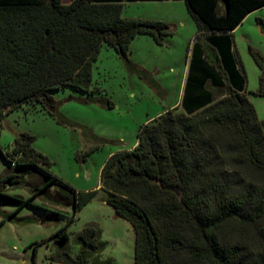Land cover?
Here are the masks:
<instances>
[{"label":"trees","instance_id":"1","mask_svg":"<svg viewBox=\"0 0 264 264\" xmlns=\"http://www.w3.org/2000/svg\"><path fill=\"white\" fill-rule=\"evenodd\" d=\"M162 1H182L211 44L228 42L219 48L217 66L193 45L184 112L170 110L141 125L135 145L105 161L99 190L132 228L133 264H264V120L247 97L239 57L229 53L231 33L264 0H0V129L7 113L24 106L68 125L50 93L97 92L92 69L103 46L139 72L129 59L132 41L145 35L161 46L173 30L163 21L125 18L123 5ZM249 53L259 71L252 94L264 99V58L251 48ZM196 59L205 66L199 76L192 74ZM90 100L113 108L109 99ZM34 140L21 134L1 156L14 169L39 171L46 181L24 200L4 193L7 183L20 181L18 174H7L0 179V207L15 203L47 211L33 200L57 184L64 204L80 211L96 191L77 193L52 174ZM54 237L59 249L51 260L57 264H114L94 260L104 244L93 226L75 238V256L64 248V229Z\"/></svg>","mask_w":264,"mask_h":264},{"label":"rangeland","instance_id":"2","mask_svg":"<svg viewBox=\"0 0 264 264\" xmlns=\"http://www.w3.org/2000/svg\"><path fill=\"white\" fill-rule=\"evenodd\" d=\"M122 16L130 19H173L185 23L167 43L168 47H155L153 40L139 36L130 45L129 59L139 72L131 71L115 52L103 46L93 64L92 95L75 92L70 88L51 92L57 111L69 124H59L40 108L28 106L7 113L1 123L0 150H8L21 134L34 137L33 149L45 156L50 172L71 186L77 193L96 191L91 201L80 211L68 207L59 185L36 196L32 207L18 209V204L0 207V264H57L51 260L59 243L54 235L64 229L68 241L64 248L72 256L79 251L77 235L87 226H93L104 244L103 252L94 260L114 264H133L134 234L131 226L116 217L106 204V194L99 190L100 171L107 158L130 149L136 143L138 128L157 117L177 99L181 73L186 59L187 29L195 28L192 17L183 2L125 3ZM264 7L248 14L236 33L240 61L246 70L248 99L258 120H264V99L252 92L258 87L259 71L249 48L264 58ZM241 23V24H242ZM174 29V28H173ZM172 29V30H173ZM104 98L113 103L112 109L90 99ZM179 114V113H178ZM9 173L20 177L18 184H6V195L24 200L32 196L46 177L39 171L14 169L0 152V179ZM55 212L57 215L51 213ZM9 217V218H8ZM41 243L36 247V243Z\"/></svg>","mask_w":264,"mask_h":264},{"label":"crops","instance_id":"3","mask_svg":"<svg viewBox=\"0 0 264 264\" xmlns=\"http://www.w3.org/2000/svg\"><path fill=\"white\" fill-rule=\"evenodd\" d=\"M162 2H170V1H162ZM171 2H182V1H171ZM62 3L63 4H69L70 3V0H62ZM169 17H167L166 19H162V18H157L155 20L157 21H163V22H166L168 23L171 28L173 29V35H174V31L177 33V30L178 28H184L185 27V23L182 22V21H174L173 19H168ZM141 20H148V19H141ZM151 20V19H150ZM154 20V19H153ZM245 20V19H244ZM243 20V21H244ZM193 21V20H192ZM194 23V21H193ZM244 23L240 24L231 34H232V37H230L231 39V45H230V52L231 54L234 55V53L239 57L238 55V48H237V43H236V33L241 29L242 25ZM195 25V23H194ZM187 36L185 37V41H187V48H186V59H185V65L183 67V70H182V73H181V79H180V83H179V90H178V95H177V99L175 100V103L173 105H171L168 109L164 110V112L160 113L158 116L162 115L163 113L167 112V111H170V110H176L177 113L181 114L183 113V109L181 107V101H182V97H183V93H184V88H185V83H186V80H187V76L189 74V65L191 63V56H192V48H193V45L197 42L202 50H203V55H202V58L205 59L206 61H208V57H210L213 61V63L216 64L217 66V58L218 57V54L220 52V49L221 46L226 45V43L228 41L226 40H223V39H220L218 40L220 43H217V44H220V46L218 47L216 44H211L209 41H208V35H200V33L197 32V29H196V25H195V28L192 30V27L188 28L187 29V32H186ZM172 35V36H173ZM141 36H145V35H141ZM171 36V37H172ZM139 37V36H138ZM149 37V36H147ZM171 37H167L163 40V44L161 46L157 45L154 41V44H155V47H168L167 46V43L169 42L170 38ZM151 38V37H150ZM137 39V37L133 40L135 41ZM152 39V38H151ZM153 40V39H152ZM132 41V42H133ZM224 47V46H223ZM240 59V57H239ZM226 65H223V68L225 67ZM204 64L202 63V61H198L197 59L194 61V70L192 71V74L196 75V76H199V74H201V71H200V68H204ZM244 68V67H243ZM225 69V68H224ZM215 70L217 72H219V70L217 69V67H215ZM244 72H245V75H244V79H245V91L247 90V75H246V70L244 69ZM224 90V89H223ZM247 93V91H246ZM247 97H248V93H247ZM157 116V117H158ZM156 118V117H155ZM154 119V118H153ZM149 120H152V119H149ZM148 120V121H149ZM135 145V144H134ZM133 145V146H134ZM132 146V147H133ZM131 147V148H132ZM130 148V149H131Z\"/></svg>","mask_w":264,"mask_h":264}]
</instances>
